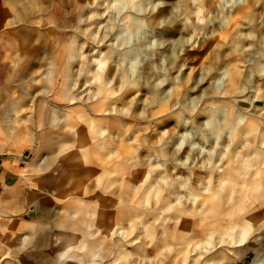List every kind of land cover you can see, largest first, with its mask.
I'll return each instance as SVG.
<instances>
[{
	"label": "rangeland",
	"instance_id": "obj_1",
	"mask_svg": "<svg viewBox=\"0 0 264 264\" xmlns=\"http://www.w3.org/2000/svg\"><path fill=\"white\" fill-rule=\"evenodd\" d=\"M55 1L41 16L52 30L50 52L39 53L60 50L61 36L72 39L49 87L73 133L55 134L41 149L31 113L43 81L25 78L20 93L8 77L14 54L6 56L0 264H78L14 229L45 157L47 172L75 169L78 178L52 199L71 202L78 218L96 210L87 218L105 235L100 263L128 248L130 264H264V239L249 241L245 257L227 247L264 215V0H66L65 20L63 0ZM58 212L50 224L63 220Z\"/></svg>",
	"mask_w": 264,
	"mask_h": 264
},
{
	"label": "bare ground",
	"instance_id": "obj_2",
	"mask_svg": "<svg viewBox=\"0 0 264 264\" xmlns=\"http://www.w3.org/2000/svg\"><path fill=\"white\" fill-rule=\"evenodd\" d=\"M49 2L50 0H0V83L5 79L4 74H7L5 57L11 54H14L13 58H9L11 59L10 63L13 64L11 66L13 71L8 77L19 80L16 87L20 93L23 94L29 85L24 82L25 78L30 77L33 81L38 78L43 81L42 85L34 87L36 93L32 92L33 95L36 94L40 99L34 104L32 109L31 124L35 131L34 139L41 144V149L44 152L48 150L42 143L46 142L48 138L55 134L68 133L70 135L73 133L71 125L67 124L68 110L64 102L58 100L55 97V91L52 90L53 88L49 87L50 83L54 85L59 81L56 79L58 75L56 73L65 69V66L63 67L61 63L68 57L66 54L72 47V39L70 40L66 35L61 36L62 39L58 37L62 40L60 50L52 51L50 54L46 53V56L43 55V52L42 56L39 53L44 49H47L48 53L50 52L48 45L50 46L52 41V30L46 27V22L44 23L41 17L46 13ZM61 7L63 9V11L60 10L61 16L65 20L67 18L65 17L67 12L66 0H63ZM39 58H41L43 63L42 71L38 74L37 63ZM31 84L30 87L35 86ZM61 85L63 96L70 94L66 88L68 87L66 78H63ZM27 93H29V90ZM54 125H56L57 130L51 129ZM64 142L67 141L63 138L62 143ZM50 160L51 157H45V161L41 164V169L45 173L36 179L39 184L38 188L34 190L25 188L23 202L28 204V208L19 215L20 219L14 223L15 231L20 236L27 234L28 242L31 245L39 247L50 246L51 253L56 256L57 260L71 258L76 259L78 264H103L100 262H102L103 258L102 246L104 245L105 235L99 236L97 234L101 227L97 220L92 221L87 218L90 213H97L96 210H92L90 213L84 212L85 215L78 218L76 215L79 213V209L76 206L73 207L71 202H66L62 207H58L55 204L52 197H59L62 193H65V188L69 182L74 178H78V176L73 172L75 171L74 168H68L63 165H56V172L54 173L47 172ZM5 193L6 189L3 188L1 194ZM60 209L63 211L61 214L63 220L53 225L50 224L49 218L59 214L58 210ZM26 215L29 217L28 220H25ZM255 239H264V215H256L252 220L251 233L249 235L246 232L238 233L233 245L227 246L228 251L235 256L241 255V257H245L243 253L247 248L248 242L252 243ZM119 243L118 241L113 242L108 248H113ZM129 254L128 248L118 249V251L111 250L109 252L110 258L105 264H109L110 261H115L120 257L125 258L123 264H130V261H126ZM240 258L238 257L239 260ZM195 261H192L193 263L191 264H196ZM232 264L238 263L233 262Z\"/></svg>",
	"mask_w": 264,
	"mask_h": 264
}]
</instances>
